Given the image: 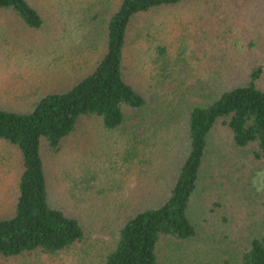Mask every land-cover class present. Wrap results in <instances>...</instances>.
I'll list each match as a JSON object with an SVG mask.
<instances>
[{
	"label": "rangeland",
	"instance_id": "obj_1",
	"mask_svg": "<svg viewBox=\"0 0 264 264\" xmlns=\"http://www.w3.org/2000/svg\"><path fill=\"white\" fill-rule=\"evenodd\" d=\"M29 1L45 12L40 29L0 15V106L28 109L43 91L87 73L103 51L104 21L120 0ZM148 21L134 20L123 64L146 104L127 114L117 132L84 118L57 153L42 150L50 199L80 218L89 239L57 256L8 264H101L125 218L164 197L192 105L237 83L252 66H262L264 83V0H190ZM150 31L161 43L148 35L146 42ZM149 45L156 49L148 52ZM218 155L212 146L189 206L196 238L178 245L165 240L166 264H223L235 253L234 241L240 248L246 233L264 227L256 202L264 169L241 174ZM20 163V153L0 143V218L11 213Z\"/></svg>",
	"mask_w": 264,
	"mask_h": 264
},
{
	"label": "trees",
	"instance_id": "obj_2",
	"mask_svg": "<svg viewBox=\"0 0 264 264\" xmlns=\"http://www.w3.org/2000/svg\"><path fill=\"white\" fill-rule=\"evenodd\" d=\"M188 1L120 0L104 21L103 51L87 73L66 87L43 91L28 109L0 106V143L16 149L21 162L11 213L0 218V264L31 255L57 256L89 239L80 218L50 199L42 150L57 153L84 118L109 133L117 132L127 114L146 104L141 86L127 78L123 69L134 20L148 23L163 8ZM0 15L15 16L26 29L45 24V12L37 1L0 0ZM154 34L150 31L143 38L149 44L148 37L161 43ZM155 49L149 45L148 52ZM158 49L163 52L165 47L160 44ZM262 72V66H252L237 83L192 105L184 123L182 156L167 178L164 197L125 218L101 264H166L160 252L165 240L178 245L196 238L189 206L212 146L226 165L241 174L264 169ZM257 196V207L264 213V187ZM233 243L235 253L223 264H264V227L258 235L246 233L240 248ZM195 264L202 263L196 260Z\"/></svg>",
	"mask_w": 264,
	"mask_h": 264
}]
</instances>
